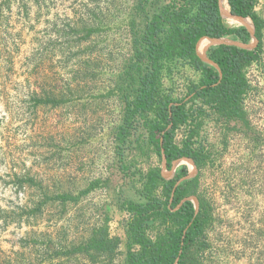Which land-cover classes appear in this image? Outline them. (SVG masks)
I'll return each mask as SVG.
<instances>
[{"label":"rangeland","instance_id":"374dc122","mask_svg":"<svg viewBox=\"0 0 264 264\" xmlns=\"http://www.w3.org/2000/svg\"><path fill=\"white\" fill-rule=\"evenodd\" d=\"M171 2L0 0V264H127L129 205L164 204L163 182L148 181L162 168L156 111L125 115L138 88L130 30ZM254 11L264 21V0ZM258 45L232 119L187 98L201 77L188 61H163L161 95L187 101L202 157L185 184L205 217L188 264H264V27ZM189 134L177 126L173 143ZM163 229L144 225L154 242Z\"/></svg>","mask_w":264,"mask_h":264},{"label":"trees","instance_id":"16d2710c","mask_svg":"<svg viewBox=\"0 0 264 264\" xmlns=\"http://www.w3.org/2000/svg\"><path fill=\"white\" fill-rule=\"evenodd\" d=\"M255 1L227 0V3L232 14L252 22L254 36L259 39L264 21L254 11ZM192 7H195L194 11L190 9ZM130 35L134 63L130 70L136 69L133 73L136 77L130 74L129 79L135 81L138 88L134 100L126 105L125 115L130 118L155 110L156 120L150 126L149 138L160 157L165 156L167 168L182 157L190 158L197 164L202 157L191 148L194 118L190 119V134L182 146H177L172 140L177 126L188 120L184 108L187 101H172L161 95L159 79L163 61L172 56L188 61L201 77L187 98L198 97L212 111L232 119L239 113V100L247 88L242 69L257 61L259 45L251 50L227 45L211 48L207 56L217 64L219 71L199 59L197 43L202 38L232 36L241 43L251 39L244 27L228 28L223 25L218 0H196V3L193 0H172L148 18L141 30L131 28ZM187 174L184 166L170 180L162 179L160 170L148 175L150 185L163 182L164 204L150 199L144 204L129 205L130 217L125 231L127 264H173L176 259L177 264H188L190 252L203 232L205 217L201 208L195 213L191 201H185L177 208L187 198L185 184L188 180L176 187L175 183ZM153 219H160L164 228L157 242L152 241L144 230L145 223ZM133 245L139 246V250L134 251Z\"/></svg>","mask_w":264,"mask_h":264},{"label":"water","instance_id":"95a60500","mask_svg":"<svg viewBox=\"0 0 264 264\" xmlns=\"http://www.w3.org/2000/svg\"><path fill=\"white\" fill-rule=\"evenodd\" d=\"M224 3L228 4L227 0H218V7H219V13H220L221 18L229 19V20L234 21L235 23L242 25L249 32L252 42L251 43H241V42L232 41V40L224 39V38H202L200 39L197 43V56L202 62L215 67L218 71L219 69H218L217 64L211 61L207 56V53L211 48L219 46V45H227V46H235V47H238L244 50H251L256 46V38L254 36V29H253V26L249 23V19L246 17L234 15L230 11L225 10L223 8ZM205 40L207 41V45L203 49L199 50V44ZM161 158H162V168L160 170V176L162 179H165V180H169L170 178H172V175L175 172V169L179 164L185 163V164L191 165V169L188 171V174L185 177L181 178L179 181H177L175 183V187L182 181L188 180L189 178H192L194 176L195 168H194L192 159L186 158V157L177 159L172 162L170 168L168 169L165 156L162 155ZM185 201H191L194 205L195 213L198 212V202L194 197H187L183 199L179 203L177 208H179V206H181V204ZM177 262H178V259H176L173 264H177Z\"/></svg>","mask_w":264,"mask_h":264},{"label":"bare ground","instance_id":"6f19581e","mask_svg":"<svg viewBox=\"0 0 264 264\" xmlns=\"http://www.w3.org/2000/svg\"><path fill=\"white\" fill-rule=\"evenodd\" d=\"M223 8L225 9V10H228V5L227 4H225L224 3V5H223ZM230 22H229V25H235L236 23L234 22V21H232V20H229ZM248 23V22H247ZM203 42H206V43H204V44H202ZM207 45V41L205 40V41H202L200 44H199V50H201V47L202 48H204L205 46Z\"/></svg>","mask_w":264,"mask_h":264},{"label":"built area","instance_id":"2783aa9c","mask_svg":"<svg viewBox=\"0 0 264 264\" xmlns=\"http://www.w3.org/2000/svg\"><path fill=\"white\" fill-rule=\"evenodd\" d=\"M254 62H256V61H252L251 63L253 64ZM251 63H250V64H251ZM245 79H246V78H245ZM246 81H247V79H246ZM191 118H194V117H191ZM191 118H190V119H191ZM186 124H187L188 132H189V130H190V126H191L189 118H188V120H187L184 124H180V125H178V126H183V125H186Z\"/></svg>","mask_w":264,"mask_h":264},{"label":"crops","instance_id":"0c3cea01","mask_svg":"<svg viewBox=\"0 0 264 264\" xmlns=\"http://www.w3.org/2000/svg\"><path fill=\"white\" fill-rule=\"evenodd\" d=\"M229 22H230V21H229ZM202 47H203V46H202ZM202 47H201V48H202ZM202 49H203V48H202Z\"/></svg>","mask_w":264,"mask_h":264}]
</instances>
